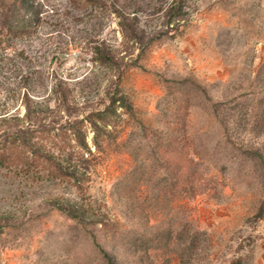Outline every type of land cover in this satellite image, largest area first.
I'll return each mask as SVG.
<instances>
[{"label":"rangeland","instance_id":"rangeland-1","mask_svg":"<svg viewBox=\"0 0 264 264\" xmlns=\"http://www.w3.org/2000/svg\"><path fill=\"white\" fill-rule=\"evenodd\" d=\"M22 1L0 0V134L59 128L44 144L112 225L59 207L72 184L0 168V264H264V0H186L171 24L173 0ZM116 87L133 113L98 153L91 113Z\"/></svg>","mask_w":264,"mask_h":264},{"label":"trees","instance_id":"trees-1","mask_svg":"<svg viewBox=\"0 0 264 264\" xmlns=\"http://www.w3.org/2000/svg\"><path fill=\"white\" fill-rule=\"evenodd\" d=\"M24 1L22 3L24 4ZM186 0H173L168 8L167 24L175 22L177 19L183 17V7ZM25 28L18 25L8 27L5 31L8 36H19L25 32ZM2 33V32H0ZM103 55V52L100 51ZM101 61L106 64L112 63L113 56L104 54L100 57H95V61ZM133 106L128 97L123 93L119 87L110 93V98L107 106L104 109L97 110L91 113L92 129L94 131L93 146L98 153L108 151L106 141L113 134L112 129L116 127L117 119L121 114H132ZM89 122V120H88ZM71 134L76 140L79 150L76 153L80 162H84L85 155H94L91 147L85 142L84 134L80 128L72 126ZM69 131H64L62 134L67 135ZM62 136L59 128L45 126L36 129H12L7 128L0 134V168H8V170L15 171L27 178L33 180H41L48 177L51 180L59 179L65 181L76 187L81 195V202L79 204H60L59 207L66 211L68 215L79 220H88L101 224L104 228H109L112 223L108 219L110 216L102 208V204L88 199L86 182L89 180V175L83 169L75 165L64 162L62 154H56V149L52 146H47L44 142H53V145H62L66 139L58 137ZM73 159V155H72ZM264 215V200L257 214L259 218ZM108 264H117L116 260L104 252ZM241 260L233 261L231 264H240Z\"/></svg>","mask_w":264,"mask_h":264}]
</instances>
